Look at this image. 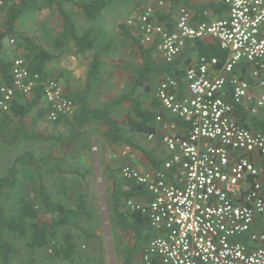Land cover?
<instances>
[{
    "label": "built area",
    "instance_id": "1",
    "mask_svg": "<svg viewBox=\"0 0 264 264\" xmlns=\"http://www.w3.org/2000/svg\"><path fill=\"white\" fill-rule=\"evenodd\" d=\"M177 1L134 0L126 24L139 43L154 46L157 56L172 62L187 44L210 38L226 57L218 65L217 57L197 54L185 67L183 87L171 76L157 80L160 108L185 126L158 113L157 132L168 154L162 165L119 167L120 176L143 184L152 195L149 201L125 202L127 209L145 214L156 232L137 264H264V184L257 167L264 133L235 117L243 106L251 115H264V0ZM211 2L223 5L226 15L205 7L198 18L194 6ZM3 5L0 0V17ZM171 7L174 25L168 30L159 12ZM242 67L246 77L235 73ZM11 75L10 85L0 82L3 109L15 90L29 93L34 86L20 56L12 60ZM42 101L50 121L76 107L53 80L43 85Z\"/></svg>",
    "mask_w": 264,
    "mask_h": 264
},
{
    "label": "trees",
    "instance_id": "2",
    "mask_svg": "<svg viewBox=\"0 0 264 264\" xmlns=\"http://www.w3.org/2000/svg\"><path fill=\"white\" fill-rule=\"evenodd\" d=\"M112 1L3 0L5 26L0 30V82L10 85L12 60L20 56L27 62L34 86L29 93L15 90L7 109L0 107V264H14L20 252L29 255L26 264H44L54 257L72 260L74 240L68 233L60 236V230L73 227L83 230L88 237L83 224L92 220L94 212L87 202L86 186L77 176L81 177L80 165L89 149L87 130L90 125L102 127L103 136L111 145L126 144L138 148L130 136L133 133L159 137L156 116L161 113L157 111L160 104L152 95L150 104L146 106L142 94H154L157 80L162 76H171L181 82L184 68L179 66L180 57L166 62L155 54L154 46L141 45L125 21L119 25L118 43L130 46L133 58L138 61L126 65L130 74L127 89L99 99L105 81L112 74L109 58L118 50V44L94 22ZM167 1L171 5L178 2ZM70 4H76L80 9L85 26L76 24L68 8ZM205 7H210L215 13L225 10L223 5L216 3L201 5L197 7L198 18H202L201 12ZM44 8L58 11L61 19L58 29L42 26V37H36L16 28L17 21ZM172 13V7L159 12L160 21L168 30H172L174 25ZM6 39L14 41L10 49L5 46ZM19 49L21 53L17 54ZM192 50L217 57L218 65H222L226 57L214 39L195 41L189 51ZM71 51L86 60L85 77L77 85H71L68 80L61 82L63 71L47 68L49 62L59 60ZM34 75L37 79L33 78ZM52 80L63 87L76 107L71 115L60 114L53 121L58 129L44 135L36 127L47 119L49 107L42 101V87ZM121 113L125 114L124 119L118 118ZM26 118H30L28 122ZM236 118L264 133V120L239 111ZM173 121L179 125L183 123L179 119ZM36 141L51 142L56 150L37 155L27 149L14 154L4 166V150L16 148L21 142ZM257 167L264 172V156L259 157ZM116 170L119 171V167ZM108 172L113 224L118 232L130 233L134 239L133 245L122 249V264H137L136 252L141 251L156 232L145 214L127 209L125 202L129 198L149 201L152 195L143 184L132 178H123L116 174L115 169L109 168ZM47 250H50L49 254Z\"/></svg>",
    "mask_w": 264,
    "mask_h": 264
},
{
    "label": "rangeland",
    "instance_id": "3",
    "mask_svg": "<svg viewBox=\"0 0 264 264\" xmlns=\"http://www.w3.org/2000/svg\"><path fill=\"white\" fill-rule=\"evenodd\" d=\"M68 8L73 14L76 24L85 26L86 21L81 14L80 9L76 4H70ZM135 10L134 0H113L107 7L103 9L100 17L94 22L102 27L109 37L117 41L118 50L109 58L110 68L112 70L111 76L104 83V90L99 94V99H106L111 95L120 93L127 89L130 83V74L126 69L129 62H137V58H133L130 46L120 45L119 39V25L129 19ZM5 10L0 17V30L4 29ZM61 19L58 11L53 8H44L30 16H27L22 21L16 22V28L24 30L25 33L36 37H42V26L59 28ZM5 46L10 49L11 46L7 39ZM17 54L21 50L16 51ZM48 69H54L56 72L63 71L64 76L61 82L80 84L85 77L87 66L86 60L81 55H76L73 51L64 55L59 60L51 61L47 64ZM158 79V78H157ZM154 95L142 94L145 100V105L148 106L151 102V97ZM126 104V103H125ZM263 115V114H260ZM125 114H119V119H124ZM30 118H26V122ZM44 135L54 133L58 128L54 126L53 121L45 119L41 121L37 127ZM88 134V152L85 160L82 161L81 177L77 179L86 186L87 202L91 205L94 216L91 221L84 223L83 227L88 232V237L83 230L75 229L73 227H64L60 230L59 235L68 233L72 236L75 243V253L72 260H65L59 258H50L44 264H122L121 252L125 246H131L134 239L129 233H120L116 230L113 224V218L110 207L109 193L111 188V180L109 179L108 169L116 170L121 165L133 164L143 170H147L151 163L144 159L143 155L139 157L137 162H133L136 155L149 152L151 156L160 161L164 156V149L158 138H148L146 135L133 133L132 137L134 143L138 148H133L126 144H109L103 136V128L98 125H90L87 130ZM27 149L32 150L37 155H44L48 152H54L56 147L48 141L36 142H21L16 148L4 150L5 155L4 166L9 163L14 154L23 152ZM261 176L264 184V172L262 169ZM74 176H71V178ZM76 179V178H75ZM50 250H47V254ZM41 254V253H40ZM140 251L135 254V261L137 262ZM29 255L20 252L16 256L14 264H26ZM35 264V263H34Z\"/></svg>",
    "mask_w": 264,
    "mask_h": 264
},
{
    "label": "crops",
    "instance_id": "4",
    "mask_svg": "<svg viewBox=\"0 0 264 264\" xmlns=\"http://www.w3.org/2000/svg\"><path fill=\"white\" fill-rule=\"evenodd\" d=\"M209 4H214L213 2H211V3H209ZM201 5H203V4H201ZM201 5H196V6H194V10H195V12L197 13V7H199V6H201ZM207 5V4H206ZM208 8H210V7H208ZM211 9V8H210ZM214 13H215V11L213 10V9H211ZM217 13V14H216ZM215 14H216V16H225L226 15V10H222V11H219V13L218 12H216ZM196 16H197V14H196ZM198 17V16H197ZM204 40H213V39H210V38H206V39H204ZM193 44L194 43H189V44H187L186 45V47H185V49L181 52V54L177 57V58H179L180 59V65L179 66H183V68H184V71H185V67L188 65V63L198 54V52L197 51H194V50H192V51H189L190 50V48H192L193 47ZM235 73L236 74H238V75H240L241 77H246L245 76V73H244V70L242 69V68H237L236 70H235ZM81 81H82V79H81ZM182 82V83H181ZM181 82H179L180 83V86L181 87H183V85L185 84V80H184V75H183V77H182V81ZM71 85H77V84H75V83H72ZM256 92H258L259 91V89H254ZM158 112H161L162 113V115L165 117V119H168V120H173V119H179V118H177V117H174V116H171V115H169L168 113H166L164 110H162V108H160L159 107V109L157 110ZM246 112V114H247V116H256L259 120H264V115H260V114H258V115H251L249 112H248V109H247V106H243V107H238L237 108V110L235 111V117H236V112ZM180 120V119H179ZM181 122H183L182 120H181ZM244 124V123H243ZM185 126V123L183 122L182 124H181V126ZM245 125V124H244ZM251 128H253L252 126H250ZM158 129H159V127L157 126V131H158ZM159 136V135H158ZM158 139L160 140V137H158ZM160 142H161V140H160ZM161 145H162V147H163V149H164V156L162 157V159L160 160V161H157V160H155L154 158H149L148 157V154H146V153H143V154H141V155H139L138 153H134L135 155H136V157H134V159H133V162H137L139 159V157H141L142 155H143V157H144V159L145 160H147V161H150V163H151V166L148 168V169H156V168H159L161 165H162V163H163V161L167 158V156H168V154H167V151H166V149H165V147L163 146V144H162V142H161ZM147 153H149V152H147ZM142 158V157H141ZM138 159V160H137ZM154 162V163H153ZM131 164V163H130ZM138 166V165H137ZM239 239L240 240H242V241H247V238H246V236H242V237H239Z\"/></svg>",
    "mask_w": 264,
    "mask_h": 264
}]
</instances>
